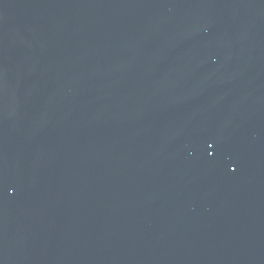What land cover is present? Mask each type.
Masks as SVG:
<instances>
[{"label": "water", "instance_id": "95a60500", "mask_svg": "<svg viewBox=\"0 0 264 264\" xmlns=\"http://www.w3.org/2000/svg\"><path fill=\"white\" fill-rule=\"evenodd\" d=\"M0 264H264V0H0Z\"/></svg>", "mask_w": 264, "mask_h": 264}]
</instances>
